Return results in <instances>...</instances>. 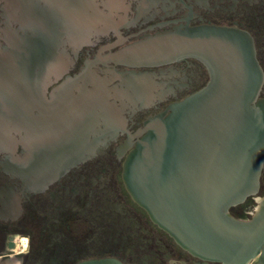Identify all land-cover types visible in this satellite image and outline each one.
Wrapping results in <instances>:
<instances>
[{"label":"flooded vegetation","instance_id":"af4514ba","mask_svg":"<svg viewBox=\"0 0 264 264\" xmlns=\"http://www.w3.org/2000/svg\"><path fill=\"white\" fill-rule=\"evenodd\" d=\"M188 23L248 32L264 71V0H0V264H14L16 234L30 237L23 264H205L132 199L123 171L144 121L207 86L209 70L111 56ZM256 206L231 211L249 219Z\"/></svg>","mask_w":264,"mask_h":264},{"label":"water","instance_id":"95a60500","mask_svg":"<svg viewBox=\"0 0 264 264\" xmlns=\"http://www.w3.org/2000/svg\"><path fill=\"white\" fill-rule=\"evenodd\" d=\"M111 56L129 67L195 58L208 68L207 86L144 121L123 180L151 220L193 257L264 264V203L249 219L231 211L259 195L264 177V71L252 36L188 23ZM138 78L131 72V85Z\"/></svg>","mask_w":264,"mask_h":264},{"label":"clouds","instance_id":"9594fccd","mask_svg":"<svg viewBox=\"0 0 264 264\" xmlns=\"http://www.w3.org/2000/svg\"><path fill=\"white\" fill-rule=\"evenodd\" d=\"M257 207L255 210L250 213L251 215H255L260 211V205L261 203H264V198L256 196L255 197ZM12 243L15 244V247L10 249V254L8 258L10 260L14 261V264H23L22 260H16V256H22L27 255L30 251V237L28 236H21L19 234H16L12 237ZM0 259H3V257H0Z\"/></svg>","mask_w":264,"mask_h":264},{"label":"built area","instance_id":"2783aa9c","mask_svg":"<svg viewBox=\"0 0 264 264\" xmlns=\"http://www.w3.org/2000/svg\"><path fill=\"white\" fill-rule=\"evenodd\" d=\"M256 197V196H255ZM255 197H253V198H255ZM257 207V206H256Z\"/></svg>","mask_w":264,"mask_h":264}]
</instances>
